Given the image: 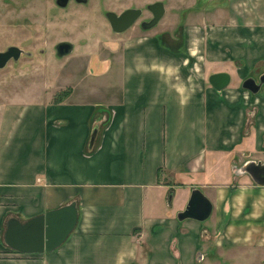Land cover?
<instances>
[{
  "label": "crops",
  "instance_id": "crops-1",
  "mask_svg": "<svg viewBox=\"0 0 264 264\" xmlns=\"http://www.w3.org/2000/svg\"><path fill=\"white\" fill-rule=\"evenodd\" d=\"M183 37L181 44L158 35L126 38L112 58L123 65L122 81L99 91L104 104L72 99L76 88L68 98L0 104V264H204V222H181L183 207L163 205L169 199L172 207L184 187L179 177L209 189L220 221L238 223L240 210L229 208L244 201L253 219L262 217L264 187L250 176L231 186L239 156L259 162L252 151L264 153V91L229 85L218 92L209 77L224 71L211 66L239 62L237 77H251L264 62V26L185 27ZM224 164L231 184L215 182ZM73 201L77 227L55 251L24 255L4 243L10 218L27 222ZM220 203L227 204L221 211Z\"/></svg>",
  "mask_w": 264,
  "mask_h": 264
},
{
  "label": "rangeland",
  "instance_id": "rangeland-1",
  "mask_svg": "<svg viewBox=\"0 0 264 264\" xmlns=\"http://www.w3.org/2000/svg\"><path fill=\"white\" fill-rule=\"evenodd\" d=\"M156 1L165 3L166 14L159 25L149 31L135 25L118 34L107 20L106 11L120 13L131 6L145 8ZM234 21L239 24L257 21L264 26V0H88L87 5L73 1L65 8L60 7L57 0H0V51H6L10 46L24 50L18 61L11 60L0 70V104L13 100L31 103L46 102L50 98H68L73 91L71 88H76V94L72 96L76 101L83 99L104 104L99 101L102 98L99 91L122 81L123 65L112 58L119 56L126 38L143 34L158 35L164 40L181 44L185 27L228 25ZM198 33L193 32L191 36L196 39L200 35ZM66 41L74 45V50L61 58L56 47ZM260 48L263 50V45ZM237 64L221 63L211 67L213 71L229 73L232 78L230 86L238 87L242 86L244 80L237 77L236 71L244 64ZM263 73L264 62H259L250 75L258 78ZM259 101H263V94ZM255 106H250V113L256 109ZM263 154L252 151L253 158L258 161H264ZM239 157L240 162L235 168L236 180L231 188L251 182L249 175L243 177L240 172L249 157ZM225 167L230 169L228 164H224L219 174L214 175L215 182L232 183L230 172ZM192 182L195 181L185 177L175 180L176 184L184 187L176 188L172 207L167 204L169 199L165 200L163 205L166 209L176 212L183 207L185 210L194 190ZM201 190L211 198L209 189ZM260 197L258 195L257 198ZM243 203L238 210L229 208L230 213L234 214L240 210L238 223L232 219L230 222L227 219L220 221L217 212L203 223L205 232L199 250L204 255L202 263L264 264V206L257 211L262 217L255 220L251 217L253 207L246 208V201ZM226 205L218 204L219 211ZM229 224H235L232 233L227 232ZM220 226L221 230L218 231Z\"/></svg>",
  "mask_w": 264,
  "mask_h": 264
},
{
  "label": "water",
  "instance_id": "water-1",
  "mask_svg": "<svg viewBox=\"0 0 264 264\" xmlns=\"http://www.w3.org/2000/svg\"><path fill=\"white\" fill-rule=\"evenodd\" d=\"M86 2L87 0H77ZM70 0H57V4L65 8ZM154 11L155 18L144 23V29L155 27L165 14L163 3H156L150 6ZM141 15L139 9H128L118 15L115 12H108L107 18L114 32L121 34L134 25ZM74 50L71 42H61L57 45V54L63 58L70 55ZM24 50L18 46H10L6 51H0V70L4 69L11 60L18 61ZM229 73H214L209 77L210 85L218 92L228 88L231 83ZM242 89L253 95H258L264 89V74L259 77H248L242 83ZM99 128L95 127L91 135V148L98 137ZM242 174L249 175L257 186L264 187V163L259 161H248L240 169ZM214 205L212 201L200 189H194L192 196L185 210L177 215L179 221L188 219L198 222L207 221L213 213ZM79 220V208L76 201L64 205L58 209L47 211L45 214L34 217L27 222L12 217L6 223L4 233V243L12 251L24 254L35 255L50 253L61 247L75 231ZM202 259V254L198 255V260Z\"/></svg>",
  "mask_w": 264,
  "mask_h": 264
},
{
  "label": "flooded vegetation",
  "instance_id": "flooded-vegetation-1",
  "mask_svg": "<svg viewBox=\"0 0 264 264\" xmlns=\"http://www.w3.org/2000/svg\"><path fill=\"white\" fill-rule=\"evenodd\" d=\"M76 2V3H78V4H80V5H87L88 4V0L86 1V2H78L77 0H70V2ZM103 1V0H102ZM69 2V3H70ZM156 3H163L164 4V7H165V9H166V5H165V3L163 2V1H156V2H154V3H152V4H147L146 5V7L144 8V7H135V6H131V7H129V8H127V9H125V10H123V11H121L120 13H117L118 15H120V14H122L123 12H125L126 10H128V9H139L140 11H141V15H140V17L138 18V20L134 23V25L132 26V27H134L135 25H138L140 28H141V30H143V31H149V30H151V29H153V28H155V27H157L158 25H159V23L161 22V20L164 18V16H165V14H166V11H165V14H164V16L162 17V19L159 21V23L155 26V27H153V28H151V29H144L143 28V24L144 23H149V22H151L154 18H155V13H154V11H152L151 9H150V6L151 5H154V4H156ZM69 5V4H68ZM108 12H110V11H106V15H107V13ZM112 12H114V11H112ZM116 13V12H115ZM147 14H149V16H146ZM107 17V16H106ZM107 20H108V18H107ZM108 22H109V20H108ZM110 23V22H109ZM131 27V28H132ZM56 51H57V47H56ZM260 77V76H259ZM259 77L258 78H256L258 81H259Z\"/></svg>",
  "mask_w": 264,
  "mask_h": 264
},
{
  "label": "trees",
  "instance_id": "trees-1",
  "mask_svg": "<svg viewBox=\"0 0 264 264\" xmlns=\"http://www.w3.org/2000/svg\"><path fill=\"white\" fill-rule=\"evenodd\" d=\"M161 172H162V170L160 169V170H159V174H161ZM136 230H137V229H134V232H135Z\"/></svg>",
  "mask_w": 264,
  "mask_h": 264
}]
</instances>
